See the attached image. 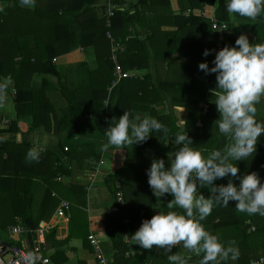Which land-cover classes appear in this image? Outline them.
I'll return each instance as SVG.
<instances>
[{
	"label": "crops",
	"instance_id": "crops-1",
	"mask_svg": "<svg viewBox=\"0 0 264 264\" xmlns=\"http://www.w3.org/2000/svg\"><path fill=\"white\" fill-rule=\"evenodd\" d=\"M7 1L8 4L0 0V82L10 77L12 87L0 98V176L12 177L19 193L15 198L11 193L1 195L11 197L14 206H21L28 198L19 197L31 192L33 201L28 207V219L36 228L50 227L44 252L47 264H97L88 239L92 233L103 242L112 264H143L140 258H135L136 251L148 255L146 263L168 264L167 255L171 253L166 255L155 246L144 251L129 239L144 219L157 214L160 209L156 207L168 210L167 203L172 197L157 201L146 170L154 158L167 160V154L175 146L167 138L163 145L155 141L134 156L128 152L131 145L119 151L114 147L103 149L107 117L100 111L107 110V98L102 100V96L107 93L105 88L115 75V68L112 73L107 58L109 46L96 34L94 22L106 17L108 1L79 15L75 27H70L68 14L62 9L54 10L48 0H36L39 9L21 7L19 0ZM55 1L62 4V0ZM221 1L225 0H212L208 4L203 0H124L122 8H136L115 25L123 46L117 56L121 54L127 71L133 74L123 82L126 88H131L130 113L134 117L154 118L150 112L154 109L158 115L173 116L177 126L185 121V130L197 150L226 139L214 125L219 118L215 104L202 118L195 113L201 112L200 105H195L197 96L191 95L202 87L208 96L216 86L215 74L206 76L198 65L207 61L209 67L214 66L217 46L211 24L217 18ZM228 15L238 29L236 34L231 33L234 43L241 34L247 35L250 43H264V13L255 19ZM205 49L212 50L208 57L203 56ZM110 50L115 54L114 42ZM112 63L115 65L114 60ZM189 69L203 85L197 87L193 82L192 85ZM124 99L119 104L122 102L127 110ZM257 109L256 118L260 122L264 120V98ZM80 110L86 114H74ZM200 120L202 125H198ZM169 145L172 148L168 149ZM33 148L39 151L38 162L26 159ZM96 154L100 160L93 157ZM257 155L256 151L246 161L233 162L237 163L240 175L257 172L260 166ZM55 157L59 161L55 162ZM101 161L104 163L100 164ZM51 167L60 170L54 175ZM258 172L260 178L264 177L263 172ZM127 174L143 183L133 189L135 198L129 199V217L123 218L121 225L112 226L118 221L113 213L124 206L115 195L121 184L119 176L126 179ZM109 176L113 179L107 181ZM217 184H222V180ZM138 206H144L145 210ZM216 209L202 222L210 232L219 222L214 216ZM138 210L144 212L141 217L137 216ZM256 217L257 223L264 219ZM15 218L17 223L32 227L24 224L20 215ZM1 223L5 225L0 220V228ZM245 224L237 233L231 231L222 237L234 241L239 249V258L226 264H250L253 259L264 257V234L261 238L255 235L256 223L251 219ZM14 239L25 241L23 237ZM179 247H174V252L186 254Z\"/></svg>",
	"mask_w": 264,
	"mask_h": 264
},
{
	"label": "clouds",
	"instance_id": "clouds-1",
	"mask_svg": "<svg viewBox=\"0 0 264 264\" xmlns=\"http://www.w3.org/2000/svg\"><path fill=\"white\" fill-rule=\"evenodd\" d=\"M35 3L36 0H19L21 7L29 9ZM225 3L229 14L240 17L255 19L264 13V0H225ZM211 52L205 49L203 56L208 57ZM212 64L209 67L207 61L201 62L198 68L206 76L215 74L216 86L211 94L219 118L214 125L228 142L220 149L197 150L182 120L178 125L180 130L170 139L175 147L167 154V160L154 158L146 170L157 201L168 195L172 197L167 203L168 211L156 207L160 209L157 214L144 219L129 239L142 249L155 246L166 255L177 246L186 250V254L167 255L168 264H189L193 257L199 258L198 264H226L239 258L234 241L226 244L202 223L216 206L227 207L234 201L238 213L264 217V183L260 176L256 172L240 175L237 163H233L254 157L259 139L264 136V122L256 118L257 105L264 98V43H250L248 36L241 34L234 46L225 45L215 53ZM11 87L10 77L0 82V98ZM168 132V127L156 118L131 117L124 112L104 130L103 149L123 150L146 142L153 133L167 135ZM26 159L38 162L39 151L30 149ZM225 178L226 184L216 183ZM202 189H207V197ZM29 261L41 264L39 255L29 254Z\"/></svg>",
	"mask_w": 264,
	"mask_h": 264
},
{
	"label": "trees",
	"instance_id": "trees-1",
	"mask_svg": "<svg viewBox=\"0 0 264 264\" xmlns=\"http://www.w3.org/2000/svg\"><path fill=\"white\" fill-rule=\"evenodd\" d=\"M48 1L52 2V4H50V6H52V8L54 10L56 8L62 9L63 12H66L68 14L67 21H68L70 27H75V23L79 19L78 18L79 15H81V14L85 13L86 11H89L90 9L94 8L97 4L104 2V0H62V4H60V1H55V0H48ZM106 1H108V0H106ZM211 1L212 0H210V2ZM117 2L120 5V7L116 10L115 16L112 18L111 27L107 26L106 17L99 20V21L94 22V24L97 26L96 27V34H98L99 38L103 41V43H107L109 46L107 58H109V62L112 64V73H113V69L115 68V65H113V63H112V60H113L112 57H113L114 53H113V51L111 52L110 45L112 44L113 41H117V42L122 43V41H120L121 38H119L118 35L115 33V25L117 24V21H122L121 17L124 18L126 15H130L132 10L136 8V7L134 8L132 6L129 9H124V8H122V6L124 4V0H117ZM57 3H59V4H57ZM38 4H39V2L35 3V5H36L35 9H39ZM217 18L220 21H225V22L229 23L231 33H232V31L235 34L238 32L237 27L234 26L233 23H231V21L229 20V15H228V12L226 10L225 1H221V6L218 10ZM211 27H212V24H211ZM212 29H213V27H212ZM109 33L112 35L111 37L108 36ZM213 34H214V45L218 46L220 44L219 35L214 30H213ZM232 38H233V35L230 34L225 45H228V44L230 46L234 45L235 43L232 41ZM117 57H118L119 62L123 65V68L125 70H128V68L126 67L127 65L125 66L122 62L121 54H118ZM129 69H130V67H129ZM45 71H46V69H45ZM189 71H190V74L192 77L191 83L192 82L195 83V85H197V87H199L200 84L203 85V83L200 82L195 77L194 71H192L191 69H189ZM116 78L117 77H115V75L113 74V76L108 81V84L105 88V90H107L108 94L106 93L105 96H102V98H103L102 100H105L107 98V110L105 108H103L102 109L103 111H100L101 113H105V115L107 117L105 129L110 126V122L113 118L118 119L120 116L123 115L124 112H128L131 117H134V114L130 113V112H132V107L130 108L129 107L130 105L128 104L129 103L128 99H130V97H131V94L128 95V92L131 91L130 90L131 88H126L125 84H123V82L128 81L130 79L124 78V79H121L119 82H117V84H114ZM193 83H192V85H193ZM109 86L111 87L110 90H108V88H110ZM207 94L208 93H206V89L203 90L202 87L199 89V92H197V90H196V91H194V93H191L192 96H197V100H195V105L197 107H199V105H200V109H201V112L195 111V113L202 115L201 116L202 118H205V116H207L210 113V111L207 115H204L201 105L203 103L210 102V110H211V107L214 105V102H212L213 101L212 95L209 94L207 96ZM117 97H118V100L116 101ZM122 99H124L123 102L126 101L127 110L122 106V102H121V105L119 104ZM150 112L154 118H156L158 121H160L161 123H163L165 126L168 127L169 132L167 135H164L162 133H153V136H151L150 139H148L146 142H144L142 144H138L140 146L139 148L131 147L132 146L131 145L130 148L128 149L130 156H134L135 154H138V153L140 154L141 153L140 150H143L146 146H148L152 143H155V141H160L161 145H163V142L167 138L171 139L173 137V135L177 131L180 130L178 128V126L175 123H173V120H172L173 116H171V115H163V116L158 115L154 111V109H150ZM74 114L83 116L86 114V111L80 110ZM197 130L198 129L195 128V131H197ZM191 133L192 132H190V134ZM262 137H264V136H262ZM205 147L201 148V150L206 149ZM260 147H261V151L263 152V155L261 154L263 160H262V164H261V166H259L258 170L260 171V173H262V172L264 173V138H263V141H261V143H260ZM167 148L170 149L172 147L169 145ZM72 152H73V150L70 148L68 151V155L71 156ZM93 157L97 158V160H100V157L97 154L93 155ZM54 160H55V162L59 161V159L57 157H55ZM51 166H53V163ZM52 168L53 167H51V169ZM59 170H60V167L57 170L52 169V172L53 173L55 172L54 173V175H55L58 173ZM258 170L256 172L257 174L259 173ZM124 177L125 176H119L120 183H121L120 188L117 189V187H116V193H115L116 198L118 197V193L122 192V195H123L124 200H125L124 206L119 209V211L120 210L121 211L117 212V213H113L114 215H116L117 218L120 216L123 218L129 217V213H128V206L130 205L129 199L132 196H134V198H135V193L133 192V189L135 190V188L137 186H139V185H141V183H143V182H141V180H137V179L133 178L131 175L128 176V174H127L126 179ZM59 179H60V177H59ZM110 179H113V177H110V176L107 177V181H109ZM117 179H118V176H117ZM13 180L14 179L12 177L0 176V194L1 193H11V196L12 197L14 196V198L17 196V194L19 193V190L17 187H14ZM234 182L238 183V181H234ZM226 183H227V178L222 180V184H226ZM136 191H137V189H136ZM138 193L136 194V198L138 197ZM19 198L20 199L28 198V199H26V201H23L21 206H17V205L14 206L15 207L14 208L15 216L20 215L22 217V220H24V224H27V225H30V226L36 228L37 225L35 223H32L33 221L31 219H28V217H27V212H29L28 207L31 206V202L33 201L31 192L30 191L24 192V193H22V196H20ZM235 203L236 202H234V201H230L229 205L227 207L216 206L217 209L215 210L216 213L214 216H215V218H219V222L214 226L211 233L218 235L219 238L221 239V241H223L227 244L228 239H223L222 237L228 236V233H231V231L234 233H237L238 231H240V229H242L243 225L247 226L245 224V222L248 219H251L253 222L256 223V229L254 231L255 235L258 238H261V236L264 234V219L262 222L257 223L258 221L256 220V218H257L256 216L259 217L260 215H256V216L251 215L250 216L246 213H238L235 209ZM138 207L140 210H145L144 206H138ZM140 210H138L136 212L138 217H141L140 214L144 213L143 211H140ZM166 211H168V210H166ZM16 224H17V222H16ZM117 224H119V223H113L111 225L115 226ZM124 227H125V225H124ZM2 228H4L3 224H2L1 229ZM2 237L4 240H6L7 242H10L13 245H18V246L22 245V243L20 241H15V239H9L7 236H5L3 234H2ZM47 239H49V237H47ZM179 249H181V247H179ZM142 250L146 251V249H142ZM138 252L139 251L135 252V254H134L136 256L135 258H140V261L143 262V264L146 263V261L148 260V257H147L148 255L142 256V255H140L142 253H140V252L138 253ZM170 253L172 255L176 252H174V250H173V252H170ZM131 256L132 255H130L129 257H131ZM198 259L199 258H197V257H193V259L189 262V264H198Z\"/></svg>",
	"mask_w": 264,
	"mask_h": 264
},
{
	"label": "built area",
	"instance_id": "built-area-1",
	"mask_svg": "<svg viewBox=\"0 0 264 264\" xmlns=\"http://www.w3.org/2000/svg\"><path fill=\"white\" fill-rule=\"evenodd\" d=\"M204 3H210V0H204ZM120 7L117 0H108L106 7V23L108 27L112 25V18L115 16L116 10ZM212 27L215 32L219 35L220 44L215 48L216 53L225 46L229 35L231 34L230 25L228 22L220 21L218 18H214L212 21ZM109 37L112 35L109 33ZM116 46V52L113 55L115 62V75L119 81L124 78L133 77L131 71H127L123 68V65L119 62L117 57V51H123V46L120 42L113 41ZM115 84V82H114ZM203 114L207 115L210 111V102L203 103L201 105ZM198 125H202V121L198 122ZM104 162L101 161L100 164ZM120 188V185H119ZM118 200L121 204H125L122 192L118 193ZM65 206H68L66 203ZM50 227L47 228H33L21 223L13 224L8 227V237L14 239L17 237H23L25 240L21 246L13 245L7 242L2 237L0 228V264H30L29 254L39 255L41 258V264L45 262L44 252L47 249V232ZM255 230L256 227H253ZM89 242L92 247V251L95 255L97 264H112L111 260L106 256L102 247L101 241L96 237L94 233L90 234ZM131 253L128 255L130 256ZM151 264V263H146ZM250 264H264V257L255 258Z\"/></svg>",
	"mask_w": 264,
	"mask_h": 264
},
{
	"label": "rangeland",
	"instance_id": "rangeland-1",
	"mask_svg": "<svg viewBox=\"0 0 264 264\" xmlns=\"http://www.w3.org/2000/svg\"><path fill=\"white\" fill-rule=\"evenodd\" d=\"M6 4H8L7 0H6ZM260 122H264V120H261ZM227 142H228L227 139H225L220 144L209 143V145H207L205 148L208 149V150L220 149V148H223L224 146H226ZM257 152H258L257 156H258V159H259V162H260V166H261L262 160H263V158H262L263 152L261 151L260 143L258 144ZM259 176H260V174H259ZM263 181H264V177H262L261 183H263ZM216 183H217V181H216ZM202 193L207 195V196L209 194L207 189H204L202 191ZM7 199H9L10 201H8ZM14 208L15 207H14V204L12 203L11 197H5L4 195L0 194V220L2 222H4V224H5L4 228L1 229V232L5 236H7V234H8L7 228L12 226V224H15L17 222V219L15 218ZM115 219H118V221L115 222V223H119V225L122 224L123 217L120 216L118 218L116 217ZM102 245H103V242H102Z\"/></svg>",
	"mask_w": 264,
	"mask_h": 264
},
{
	"label": "water",
	"instance_id": "water-1",
	"mask_svg": "<svg viewBox=\"0 0 264 264\" xmlns=\"http://www.w3.org/2000/svg\"><path fill=\"white\" fill-rule=\"evenodd\" d=\"M204 80V79H203Z\"/></svg>",
	"mask_w": 264,
	"mask_h": 264
}]
</instances>
